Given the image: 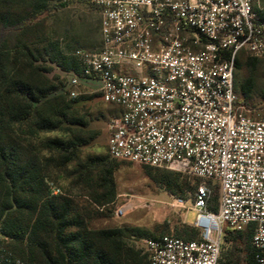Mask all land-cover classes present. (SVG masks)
<instances>
[{
	"label": "built area",
	"instance_id": "obj_1",
	"mask_svg": "<svg viewBox=\"0 0 264 264\" xmlns=\"http://www.w3.org/2000/svg\"><path fill=\"white\" fill-rule=\"evenodd\" d=\"M63 1L92 5L100 17L99 48L73 53L81 71L69 73V92L95 83L120 109L108 124V155L200 181L198 239H144L148 264H221L225 226L252 227L253 260L264 264V95L251 107L235 87L240 55L264 57L260 0ZM0 264H27L1 236Z\"/></svg>",
	"mask_w": 264,
	"mask_h": 264
},
{
	"label": "trees",
	"instance_id": "obj_2",
	"mask_svg": "<svg viewBox=\"0 0 264 264\" xmlns=\"http://www.w3.org/2000/svg\"><path fill=\"white\" fill-rule=\"evenodd\" d=\"M59 1L0 0V236L27 264H127L124 230L90 229L74 201L59 190L56 193L51 185L54 170L76 162L81 149L99 135L74 109L82 99H68L69 90L64 87L60 93L56 80L42 74L81 71L75 50L66 54L49 36L47 26L38 21L54 8L52 2L59 5ZM85 5L98 14L94 6ZM257 14L264 24V11ZM259 60L251 57L248 64L256 70ZM40 63L46 67L36 65ZM252 83L247 79L238 92L249 94ZM238 103L247 105L243 97ZM56 131L66 132L68 139L35 142L40 134ZM117 162L107 153L77 166L81 182L106 192L95 199L100 205L112 203L116 196L113 174ZM142 167L167 192L183 198L194 191L195 196L198 185H192L186 175ZM93 174L96 178L91 179ZM186 230L190 234L185 240L198 239L193 227ZM253 232L252 227L244 231L223 228L224 245H237L245 237L247 264H255Z\"/></svg>",
	"mask_w": 264,
	"mask_h": 264
},
{
	"label": "rangeland",
	"instance_id": "obj_3",
	"mask_svg": "<svg viewBox=\"0 0 264 264\" xmlns=\"http://www.w3.org/2000/svg\"><path fill=\"white\" fill-rule=\"evenodd\" d=\"M59 5L52 2L53 9L40 16L38 21L47 26L50 37L60 43L66 54L77 49L95 50L101 42L98 27L100 17L93 8L85 4L69 3L60 0ZM264 11V0H260ZM40 31V30H38ZM240 66L235 73V87L239 97L246 100L251 107H258L264 95V57L258 61L256 70L248 64L251 59L246 53L240 56ZM46 67L44 63L36 64ZM50 67V66H47ZM45 77L56 80L61 90L71 89L69 73L54 70L42 73ZM253 80L252 91L242 95L238 86L247 79ZM77 97L82 99L74 106L80 116L89 120V129L99 133L98 137L81 149L78 160L61 169L54 170L52 187L54 191L67 195L74 201L75 210L86 220L90 229L124 230L123 244L127 250V264H148L147 256L142 248L143 240L162 235H179L188 238L190 232L186 227H193L197 212L193 209L194 191L181 198L167 192L161 185L149 177L142 166L118 161L115 164L113 179L116 196L109 204L100 205L95 199L106 195L103 190L93 189L90 183L81 182L77 174V166L85 163L91 157L107 156L108 124L120 109L104 101L95 83L82 84L72 88ZM48 138L68 139V134L62 131L40 134L35 142ZM43 154H47L43 152ZM192 185H199V180L188 175ZM96 178L93 174L91 179ZM213 196L210 210L215 212L220 198V188L213 184ZM124 211L120 214V211ZM5 242V241H4ZM6 243V242H5ZM248 244L242 237L237 245H224L221 251V264H247Z\"/></svg>",
	"mask_w": 264,
	"mask_h": 264
},
{
	"label": "crops",
	"instance_id": "obj_4",
	"mask_svg": "<svg viewBox=\"0 0 264 264\" xmlns=\"http://www.w3.org/2000/svg\"><path fill=\"white\" fill-rule=\"evenodd\" d=\"M242 54H243V53H242ZM242 54H241V55H242ZM241 55H240V56H241ZM240 61H241V59H240V57H239V61H238V63H240ZM240 99H242V98L240 97Z\"/></svg>",
	"mask_w": 264,
	"mask_h": 264
}]
</instances>
